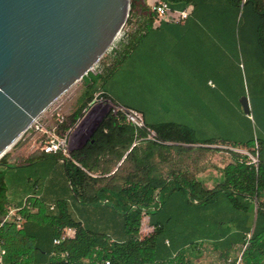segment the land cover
<instances>
[{
  "label": "trees",
  "instance_id": "obj_1",
  "mask_svg": "<svg viewBox=\"0 0 264 264\" xmlns=\"http://www.w3.org/2000/svg\"><path fill=\"white\" fill-rule=\"evenodd\" d=\"M167 1L173 7H186L195 3L196 0ZM227 1L239 9H244L248 5L252 6L256 18L261 23L263 31L258 34V37L263 40L261 45L262 43L264 45V0ZM137 4L138 0H132L131 11L137 9ZM104 76L89 73L83 78L86 102L92 98L93 93L95 94L98 91V83ZM80 113L81 108L74 115L73 122L80 116ZM152 126L156 129L162 141L197 142L193 140L190 133H187L188 131L182 132L174 124L165 122ZM136 130L135 126L130 124L124 116H114L111 113H107L84 145L73 149L70 156H64L61 153H56L55 155L57 158L65 160L71 187L76 190L79 199L96 202L101 194L108 192L112 196L114 207H124L120 218L112 214L110 216L112 217L111 220H102L103 226H110L113 223L112 226H114L116 233L113 235L109 234L105 231L106 229L94 228L97 225L91 226L90 221L86 225L82 220L76 219L70 211L67 201H62L60 204L59 214L48 215L47 212L45 214L46 208L50 210V206L39 197L32 196L28 198V203L20 209V213L25 217L21 228H18L13 220L0 225V241H2V247L5 250L3 255L4 264H104L106 260H109L111 264H193L187 256L188 249L178 248L174 252L166 250L164 256H159L158 237L163 230V225L152 217L149 209L154 204L156 209L163 207V202L154 203V201L155 195L160 191L161 183L166 177L173 176L176 180L190 181L189 179L195 176L194 172L188 173V171L185 172L184 170V172H180H183V175L176 176L175 171L177 168L182 167L184 169L182 164L177 165L171 171L152 170V166L147 164L149 159L144 161L137 158L136 147H133L128 157L133 159L135 164L128 173L127 182L120 186L105 185L97 189L94 188V183L102 181L103 178L93 177L89 172L99 163L101 155L116 152L117 156L120 157L122 153L115 149L117 146L122 145L127 148L132 144L134 138L139 136H141V140H146V131L138 129V135H136ZM146 142L160 147L163 145L149 140H146ZM206 142L214 143L213 141ZM18 143L19 141L12 145L11 148ZM218 145L245 148L227 143ZM250 146H254V144ZM250 146L248 145L246 148ZM250 150L253 151L254 149ZM40 151V155L25 160L23 164L49 154L42 150ZM224 151L227 153L232 152L235 157L222 170L224 178L223 189L227 192L235 208L245 212L251 210L252 212L251 223L247 225L245 220L243 226L239 228L241 242L244 245L241 252V262L243 264H264V162L260 160L258 168H256L255 165L249 163L250 160L247 155L228 148ZM1 162L0 217L6 213L8 206V185L5 167L17 165L6 161V154L1 158ZM171 181L169 180L168 182ZM192 182L196 184L195 181ZM216 191H219L217 186L207 190L204 194L208 196L206 201ZM255 199L258 201L257 205H255ZM55 207L57 209V206ZM105 207L106 205L100 204L94 208L96 212H102ZM142 209H147L148 213L144 214ZM55 210L50 211L53 212ZM98 212L97 214H100ZM105 212L100 215H107ZM145 215L148 216L149 225L153 227V231L141 237L140 229ZM43 223L48 224L50 230L49 245L46 249L39 243V225ZM64 227L75 228L74 237L62 238ZM57 237L61 238L62 241L60 244L54 245V239ZM166 240L167 238L164 237L161 240V245L167 248ZM170 244L171 242H169ZM193 247L199 248L197 245H193ZM65 252H67V255L63 256L62 253Z\"/></svg>",
  "mask_w": 264,
  "mask_h": 264
},
{
  "label": "crops",
  "instance_id": "obj_2",
  "mask_svg": "<svg viewBox=\"0 0 264 264\" xmlns=\"http://www.w3.org/2000/svg\"><path fill=\"white\" fill-rule=\"evenodd\" d=\"M157 1L158 0H138L137 9L135 10L138 30L127 43L122 45L121 50L114 59L113 66L107 69L105 73L100 74L105 76L99 81L98 90H103L107 95L116 99V101L139 111L144 116L146 124L155 129L152 125L165 122H161V120L158 119L152 107L150 112L148 109L149 106L143 105L140 102L141 99H146L149 103H155L156 101L158 103H165L164 101L168 100V106L166 107L164 104H161L159 109L165 108L170 118L176 116L183 118L182 120H177L179 122L200 123L203 113L201 105L197 104L198 98L195 97V93L206 91V89L216 90L219 84L215 77H218L220 80L221 91H233L231 81L225 78L231 76L233 69L235 70L238 87L240 85L243 86L246 79L247 81L249 80L250 75L255 77L252 81L258 80V82H262V86H264V69L260 73L253 71L252 74H249L245 69L243 70L241 68V52L239 45L240 30L238 28L240 9L238 7L227 0H211V2L216 3L218 7V11L216 12H221L222 14L226 12L229 18L232 17L231 19H235L220 18L204 20L200 18V14L197 15L199 6L196 2L186 7H173L170 4L171 10L167 18L156 20V15L151 10V6ZM201 1L205 4V1L210 0ZM190 5L193 6L192 13H189V16L183 21H175V18L178 17V11L189 8ZM234 28L236 29L235 36L232 34ZM223 29H231V31L227 32ZM253 40L254 39L248 38L249 42L255 44ZM258 44L261 45L260 39L258 40ZM253 49V54L255 56L256 47L253 46ZM259 52L264 64L263 47ZM125 66L127 68L126 72L135 76L140 83L137 91V104L126 103L103 86V79L105 77L111 76L117 69H121ZM256 77L262 78L257 79ZM161 84L166 85L164 91ZM142 86L146 89H140ZM157 88H159L158 93L156 91ZM230 98V102L232 103L230 107L233 113H235L237 117L244 119L247 124L252 127L251 119H254L252 114H246L244 112L242 104L238 103V97L236 103L233 102L232 97ZM90 101L86 104L82 103L76 105L73 109L68 103L54 104H60L67 116L63 129L72 127L75 122L82 117L83 112L89 107ZM80 108V116L73 122L74 115ZM107 113L102 116L101 121ZM94 116L95 113L91 116L90 121L94 119ZM135 128L137 129L136 135H138V129L145 130L136 126ZM81 136L82 135L76 136L74 133L71 151L85 144H81L80 146L75 144V142H77L76 139ZM146 140L148 141V139ZM146 140H141V136H139L134 138L132 144L127 148H124L122 145L117 146L115 149H118L122 153L120 157L117 156L116 152L101 155L98 163L99 165H95L94 169L89 172L93 177L103 178L102 181L94 183V188L97 189L105 185L120 186L127 182L128 173L135 164L134 160L128 157L133 147H136L135 151L137 158L143 159L144 161L149 159L147 164L152 166V170L171 171V169L176 168L177 165L182 164L185 172L195 173V176L191 177L192 179L189 180L195 181L198 184L203 183L204 189L216 187V180H219V178L221 182L224 181L222 170L232 160L228 159L227 163H223L219 154L216 152L215 154H211L207 151L208 148H219L217 145L221 143L218 142L208 143L200 139L196 140L197 142L194 143L175 142L171 140L163 141L164 143L156 142L158 144H163L162 147H160L155 144L152 145L146 142ZM149 141L152 142V140ZM246 149H254V152L256 150L260 160L264 162V139L260 140L258 138L254 146ZM40 154L41 152H39L38 155ZM55 155L56 154H46L45 156H54L56 160L54 161L56 166L54 172H58L62 179L70 181L66 171L65 160L57 158ZM52 179L53 176H48L46 188L50 186ZM164 180H174V177L168 176ZM203 186L201 184L199 185V187ZM10 190L11 188L8 187V191ZM105 195L104 200H101L100 197L97 200L98 203H102L101 205H106L104 208L105 210L97 212L102 214L106 211L105 214L107 215L101 216L97 214L94 208L99 205L97 201L88 202L84 200L79 201V199L77 202L79 201L81 205L83 204L82 207H75V211H77L79 215L73 212L71 207L70 211L76 219L82 220L86 225L90 221L89 223L91 226L97 225L94 226V228L99 227L102 230L106 229L105 231L113 235L116 233L114 226H112L113 223L110 226H103L102 220H111L112 217L110 216H112V214L120 218L124 211V207L113 208L114 202H112V196L108 192H106ZM32 196L39 197L41 200L45 199L43 194L28 193L23 196L21 200L16 202L15 207L22 208L28 203V198ZM254 201L255 205H257L256 199ZM109 202L110 204H108ZM49 206L50 210L56 209L54 203H51ZM51 206L54 207L51 208ZM82 213L86 214V216H82ZM98 224H100V226H98ZM75 232L76 229L73 227H64L62 230V238L74 237ZM167 241L168 240H166V243Z\"/></svg>",
  "mask_w": 264,
  "mask_h": 264
},
{
  "label": "rangeland",
  "instance_id": "obj_3",
  "mask_svg": "<svg viewBox=\"0 0 264 264\" xmlns=\"http://www.w3.org/2000/svg\"><path fill=\"white\" fill-rule=\"evenodd\" d=\"M195 2L199 6L197 15L200 14L201 19L232 18H229L226 12H223L225 14L216 12L218 11V7L211 0L205 1V4L201 0ZM189 11L192 13V5L189 6ZM239 12L238 28L240 30L241 68L243 70L245 69L249 74H252L253 71L260 73L264 69L263 60L259 52L264 45L263 43L262 45L258 44V34L263 31L261 29V23L256 18V14L251 5L246 6L244 9L240 8ZM223 30L227 32L231 31V29ZM235 32L236 29L234 28V32L232 33L234 36L236 35ZM248 38L254 39L255 44L249 42ZM261 41L263 42L260 39ZM253 46L256 47L255 56L253 54ZM126 70L127 68L125 66L117 69L111 76L105 77L103 79V86L126 103L137 104V91L140 83L135 76L126 72ZM225 78L231 81L233 91H221L220 80L218 77H215L219 84L216 90L206 89V91L195 93V97L198 98L197 104L201 105L203 113L202 119L199 118L201 120L200 123L179 122L177 120H182L183 118L176 116L170 118L165 108L159 109L161 104L167 107L168 100H165V103H158L157 101L155 103H149L146 99H141L140 102L143 105L149 106L148 109L150 112L153 108L154 114L158 116L161 122L174 124L182 132L188 131L187 133H190L193 140L200 139L203 141L227 143L230 145L244 146L246 148L248 145L255 144L258 138L260 140L264 139V86L258 80L252 81L255 77L250 75L249 80L247 81L246 79L244 85L238 87L234 69L231 76ZM256 78L261 79L262 77ZM162 87L164 91L166 85H162ZM140 89L144 90L146 88L142 86ZM156 91L158 93L159 88ZM85 96V84L82 79L57 100L56 103H68L73 109L76 105L85 104L92 100L94 93L92 98L87 102ZM243 96H247L250 114L254 117V119H251L252 127L244 119L237 117L230 107V104H232L230 97H232L235 103L238 97V103L241 104ZM87 114L83 112L81 118ZM95 116L88 123L87 132L88 130L90 131L91 127L99 119V116ZM32 135V137L26 140H19V143L15 147L10 148L5 153L6 161L11 164H17L5 167L6 182L8 187L11 188L8 191L7 207L15 206L16 202L28 193H40L44 195V201L47 205L54 203L57 206V209L53 212L49 208H46L45 214L46 212L48 215L59 214L60 204L62 201H67L71 210L79 215L75 211V207H82L83 204L81 205L79 201L83 200L77 197L76 190L71 187L70 181L62 179L58 172H54L56 168L54 156L35 158L23 164L25 160L33 158L41 152L39 144L43 136L38 133H32ZM83 139V137L76 139L77 142L75 144L80 146ZM224 150L226 148L215 147L208 148L207 151L211 154H215V152L219 154L223 163H227L228 159L234 160L235 156L232 155V152L227 153ZM254 153H256V150ZM0 163H2L1 159ZM181 171L184 172L182 167L177 168L175 171L176 176L183 175V172L180 173ZM48 176H53V179L51 181L52 184L50 182V186L46 188ZM200 184L203 186V183ZM200 184L178 179H174L171 182L166 180L162 181L161 189L155 195L154 203H159L160 201L164 205L161 209H156L154 204L149 209L152 217L163 225V230L158 237L159 256H164L166 250L174 252L178 248H183L188 249L187 256L193 264H243L241 262V252L244 245L241 242L239 228L243 226L245 220L247 221V225L251 223V210L245 212L232 205L230 197L223 189L224 182H221L220 178L216 180V186L219 191H216L213 196H209L208 201H206L208 196L204 194L209 189H204V186L199 187ZM105 196V194H101V200H104ZM78 199L79 201L77 202ZM97 204L100 205L102 203H98L97 201ZM112 207L114 208V205ZM82 216H86V214L82 213ZM148 220L147 216L143 217L142 228L150 226ZM39 229V243L46 249L49 245V225L43 223L39 225ZM149 231H153L152 228ZM144 234L142 233L141 235ZM164 237L168 240L167 248L161 245V240ZM169 242H171L170 245ZM193 245H197L199 248H195Z\"/></svg>",
  "mask_w": 264,
  "mask_h": 264
},
{
  "label": "water",
  "instance_id": "obj_4",
  "mask_svg": "<svg viewBox=\"0 0 264 264\" xmlns=\"http://www.w3.org/2000/svg\"><path fill=\"white\" fill-rule=\"evenodd\" d=\"M131 9L132 0H0V159L89 74ZM241 104L249 114L247 96ZM93 114L94 109L75 131L82 144L101 122L102 116L87 132Z\"/></svg>",
  "mask_w": 264,
  "mask_h": 264
},
{
  "label": "built area",
  "instance_id": "obj_5",
  "mask_svg": "<svg viewBox=\"0 0 264 264\" xmlns=\"http://www.w3.org/2000/svg\"><path fill=\"white\" fill-rule=\"evenodd\" d=\"M151 7V10L156 15V20L166 19L169 11L171 10L170 3L164 0H158L157 2L153 3ZM135 13V11L130 12L126 23L120 29L114 41L111 43L103 56L92 66L89 73H92L93 75H100L105 73L107 69L113 66L114 59L121 50L122 45L124 43H127L131 39L132 35L138 30V26L136 24L137 16ZM189 13V8H184L178 11V17L175 18V21L185 20L189 16ZM55 103H53L41 116L35 119L34 122L18 138L16 142L21 139L26 140L27 138L32 137V133H38L43 136L39 144L40 150L49 154L61 153L64 156H70L74 133L78 125L82 121V118L76 121L72 127L63 129L67 120V116L62 110L60 104L54 105ZM92 109H94L95 111V117H101L107 112L111 113L114 116H124L129 123L135 125L138 128H143L147 131L146 139L158 143H164L161 139H159L157 131L146 124L144 116L139 111L116 101L113 97L107 95L103 90H98L94 94V97L90 101L89 107L85 110V113H88ZM217 146L228 148L230 150L241 152L247 155L250 160L249 163L255 165V167L258 168L260 158L257 152L253 153L246 148H239L236 146ZM53 207L54 206H51V208ZM20 209V207L15 206L7 207L6 213L0 217V225H3L7 221L13 220L16 223V226L18 228H21L23 222L25 221V217L20 213ZM143 213H148V210H143ZM151 228L153 230V227ZM151 228L150 226H146L140 229V236L144 237L145 235H148L151 232L149 231L151 230ZM142 233L145 234L141 235ZM61 241L62 239L57 237L54 239V244L58 245L61 243ZM4 253L5 250L2 247V241H0V264H4ZM62 255L66 256L67 252L62 253ZM104 264L111 263L109 260H106L104 261Z\"/></svg>",
  "mask_w": 264,
  "mask_h": 264
},
{
  "label": "bare ground",
  "instance_id": "obj_6",
  "mask_svg": "<svg viewBox=\"0 0 264 264\" xmlns=\"http://www.w3.org/2000/svg\"><path fill=\"white\" fill-rule=\"evenodd\" d=\"M8 150H9V149H8ZM8 150H7V151H8Z\"/></svg>",
  "mask_w": 264,
  "mask_h": 264
}]
</instances>
